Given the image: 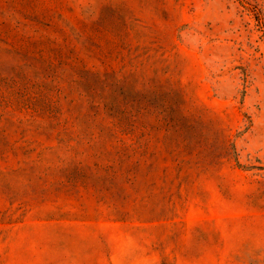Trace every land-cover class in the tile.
Wrapping results in <instances>:
<instances>
[{"label": "rangeland", "instance_id": "rangeland-1", "mask_svg": "<svg viewBox=\"0 0 264 264\" xmlns=\"http://www.w3.org/2000/svg\"><path fill=\"white\" fill-rule=\"evenodd\" d=\"M0 264H264V0H0Z\"/></svg>", "mask_w": 264, "mask_h": 264}]
</instances>
